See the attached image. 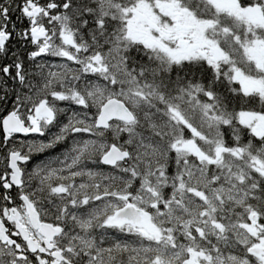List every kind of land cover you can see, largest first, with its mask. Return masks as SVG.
Segmentation results:
<instances>
[{"label":"snow or ice","instance_id":"obj_1","mask_svg":"<svg viewBox=\"0 0 264 264\" xmlns=\"http://www.w3.org/2000/svg\"><path fill=\"white\" fill-rule=\"evenodd\" d=\"M0 264H264V0H0Z\"/></svg>","mask_w":264,"mask_h":264}]
</instances>
